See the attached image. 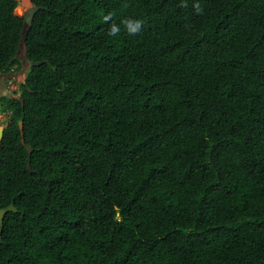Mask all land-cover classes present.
Listing matches in <instances>:
<instances>
[{"label": "trees", "instance_id": "obj_1", "mask_svg": "<svg viewBox=\"0 0 264 264\" xmlns=\"http://www.w3.org/2000/svg\"><path fill=\"white\" fill-rule=\"evenodd\" d=\"M31 3L44 63L0 98V264H264V0ZM18 6L0 75L23 68Z\"/></svg>", "mask_w": 264, "mask_h": 264}, {"label": "rangeland", "instance_id": "obj_2", "mask_svg": "<svg viewBox=\"0 0 264 264\" xmlns=\"http://www.w3.org/2000/svg\"><path fill=\"white\" fill-rule=\"evenodd\" d=\"M19 6L16 10V14L19 17H24L26 10L32 6L31 0L30 3L27 0H18ZM25 52L19 53V59L23 63V68L20 71H14L9 74L0 75V98L2 97H19V87L22 83L25 82L27 73L30 69V64L25 59ZM16 68V67H15ZM2 106L0 105V110ZM9 118L8 113L0 111V126L6 127L7 120Z\"/></svg>", "mask_w": 264, "mask_h": 264}, {"label": "water", "instance_id": "obj_3", "mask_svg": "<svg viewBox=\"0 0 264 264\" xmlns=\"http://www.w3.org/2000/svg\"><path fill=\"white\" fill-rule=\"evenodd\" d=\"M43 10V7H36L34 5L30 6L25 14H24V25H23V30H22V39L20 41V49L18 51V55L20 52H25L27 51V37H28V33L31 30V28L33 27L34 24V18L36 16V14ZM44 62H31L29 63L30 66H41ZM5 127L0 126V146L2 145L3 139H4V133H5ZM22 145L26 148V150L29 152V164H28V168L30 171H32L31 168V156L34 152V148L32 146L27 145L26 143V139H25V135L22 131ZM10 212H18V209L16 208V206L14 204H12L11 206H9L8 208H4V209H0V244L3 241L2 238V233H3V229H4V220L5 217L8 213Z\"/></svg>", "mask_w": 264, "mask_h": 264}, {"label": "clouds", "instance_id": "obj_4", "mask_svg": "<svg viewBox=\"0 0 264 264\" xmlns=\"http://www.w3.org/2000/svg\"><path fill=\"white\" fill-rule=\"evenodd\" d=\"M195 7H196V11L198 14L202 13L203 10L199 6V4L195 5ZM103 20L105 23L111 22L112 21V14L109 13V14L105 15L103 17ZM122 23L124 25V30L130 36L139 34L143 29V21L142 20L127 19V20H124ZM120 32H121L120 25H118L116 23H110V27H109V31H108L109 36H118L120 34Z\"/></svg>", "mask_w": 264, "mask_h": 264}, {"label": "bare ground", "instance_id": "obj_5", "mask_svg": "<svg viewBox=\"0 0 264 264\" xmlns=\"http://www.w3.org/2000/svg\"><path fill=\"white\" fill-rule=\"evenodd\" d=\"M30 3V0H27Z\"/></svg>", "mask_w": 264, "mask_h": 264}]
</instances>
